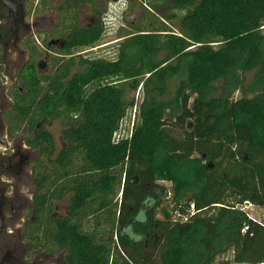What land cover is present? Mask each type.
Listing matches in <instances>:
<instances>
[{
	"label": "trees",
	"instance_id": "1",
	"mask_svg": "<svg viewBox=\"0 0 264 264\" xmlns=\"http://www.w3.org/2000/svg\"><path fill=\"white\" fill-rule=\"evenodd\" d=\"M157 3L182 12L177 33L154 14ZM139 7L136 22L117 30L113 59H80L85 71L70 75L68 57L103 31L100 22L76 26L57 69L22 81L28 95L49 93L17 112L31 130L56 121L62 141L57 150L45 127L28 141L40 150L28 232L36 238L43 217L45 250L63 251L65 264H214L228 253L220 264H264V227L239 207L248 195L263 197L251 203L264 207V194L256 178L238 173L250 148L264 149V0H139ZM173 77L183 79L169 97ZM133 108L131 137L113 142ZM255 174L264 175V164ZM67 195L68 215L53 217L52 203ZM190 203L197 213L173 223L172 213Z\"/></svg>",
	"mask_w": 264,
	"mask_h": 264
},
{
	"label": "flooded vegetation",
	"instance_id": "2",
	"mask_svg": "<svg viewBox=\"0 0 264 264\" xmlns=\"http://www.w3.org/2000/svg\"><path fill=\"white\" fill-rule=\"evenodd\" d=\"M137 1L0 0V264H65L63 251L53 254L45 250L43 217L37 224L36 238L28 232L35 225L32 175L40 155V150L28 141L35 137L38 128L48 125L40 120L31 130L27 118L23 119L17 109L21 106L28 110L29 102L34 107L49 89H40L36 98V88L28 95L22 81L32 72L43 79L57 69L72 27L92 29L99 22L102 25L111 4H119L124 18ZM84 14L89 15L91 23L82 27L79 22ZM45 65L49 67L47 73L43 72ZM67 197L70 200L67 195L52 203L53 217L61 219L68 215L66 211L59 216L56 210V204ZM38 204L43 213L44 202ZM142 240L146 243V239Z\"/></svg>",
	"mask_w": 264,
	"mask_h": 264
},
{
	"label": "rangeland",
	"instance_id": "3",
	"mask_svg": "<svg viewBox=\"0 0 264 264\" xmlns=\"http://www.w3.org/2000/svg\"><path fill=\"white\" fill-rule=\"evenodd\" d=\"M146 3L148 0H145ZM157 8L154 11V14L162 19L174 32H178L179 29V22L180 18L182 16V12L174 10L171 6L170 3H157ZM110 9V12L108 14V20L106 22V27L102 31L101 39L100 41L95 44L91 48H86V49H77L73 51V57H74V65H72L70 69V75L76 74V73H83L85 69L81 67L78 62L80 59H106V60H111L115 57V50H116V45L120 42V39H117V30L124 25L123 19L128 22V24H134L136 22V19L139 17L140 14V7L139 3H134L131 5L130 9L131 11L127 13V16L122 18L120 16L121 10L118 9L119 4H111L108 6ZM112 7L115 9V13L117 15L116 17H111L112 16ZM84 18L81 19L79 22V25L82 27L87 26L89 23H91V18L89 15L84 14ZM119 29V30H120ZM117 42V43H115ZM164 57L163 55L159 56L158 59L162 60ZM46 64V63H45ZM48 65H45L43 68V72L47 73L48 72ZM253 78V73H247L246 74V81L250 82ZM183 79L181 77H173L169 78L167 80V85H166V90L168 92L169 97L172 96L174 93L175 88L178 85V82ZM239 94H235L234 98H238ZM141 98V93L140 90L138 89L137 92L134 94V100L135 102H138ZM134 111L132 110L130 113L125 116L121 123V128H120V134L122 136H125L126 133H128V130L130 129L131 122L134 121ZM46 129L53 135V138L56 143V149L59 150L61 147L60 140H61V128L59 124L55 121L51 125H48ZM250 153V162L248 164H241L238 165L239 170V178H247L248 175H251L250 177L256 178V182H258V187L262 192V196L264 194V175L259 176L255 174L256 168L259 165L264 164V149H261L260 147H254L249 149ZM250 164V165H249ZM161 185L165 186V188H169L168 183H160ZM225 185L219 183L217 184V188L221 189ZM259 190V191H260ZM119 196H115L113 199L112 204H118L119 202ZM245 199L246 202H248L250 205H245L244 203L240 204L239 207H241L253 220L257 221L260 224L264 225V216L262 211L259 209V207L253 205L251 201L256 200V199H263V197H259L257 195L255 196H246ZM239 199L233 200V202H236ZM69 197H67L64 202L60 204H56V210H57V215L61 216L64 215L67 211V205H68ZM224 203V202H223ZM171 206L169 205V202L166 203V209L169 211V208ZM232 254L228 253L222 256H219L214 264H220L222 262H230Z\"/></svg>",
	"mask_w": 264,
	"mask_h": 264
},
{
	"label": "built area",
	"instance_id": "4",
	"mask_svg": "<svg viewBox=\"0 0 264 264\" xmlns=\"http://www.w3.org/2000/svg\"><path fill=\"white\" fill-rule=\"evenodd\" d=\"M112 16L111 17H116L117 18V15L116 13L114 12L115 9L114 7H112ZM111 13V12H109ZM120 16H121V13H120ZM109 16H105L103 17V20H102V26H103V29L106 27V22H107V18ZM108 23V22H107ZM133 111L135 112V108H133ZM123 121V120H122ZM122 121L120 122L119 126H118V129L117 131L113 134V142H118L119 140L121 139H129L131 137V131H132V126H133V121L131 122V126H130V129L128 130V133L125 134V136H122L120 134V128H121V123ZM245 205H250L248 202H244ZM217 206H220V205H217ZM251 206V205H250ZM259 209L262 211L263 213V216H264V207H259ZM242 211H244L242 208H241ZM245 212V211H244ZM197 213V211L194 209V206L192 203L189 204V208L185 211V213H181L179 210H175L173 213H172V222L175 223V222H179L181 224L183 223H186L188 222V220L193 217L195 214ZM248 215V214H247ZM249 218H251L249 215H248ZM252 219V218H251ZM253 220V219H252ZM255 221V220H254ZM263 227L264 225L261 224ZM247 230V227H243L242 230L240 231L241 234H244Z\"/></svg>",
	"mask_w": 264,
	"mask_h": 264
},
{
	"label": "clouds",
	"instance_id": "5",
	"mask_svg": "<svg viewBox=\"0 0 264 264\" xmlns=\"http://www.w3.org/2000/svg\"><path fill=\"white\" fill-rule=\"evenodd\" d=\"M145 219H146V217H145L143 214H140V215L137 216V220H139L140 222H143ZM124 232L127 233V234L129 235V237L132 238V239H134V240H138V239H140L139 236L134 235V234L131 232L130 228H125V229H124Z\"/></svg>",
	"mask_w": 264,
	"mask_h": 264
}]
</instances>
